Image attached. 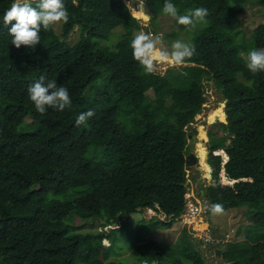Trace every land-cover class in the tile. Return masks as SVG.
I'll return each mask as SVG.
<instances>
[{"label": "trees", "instance_id": "1", "mask_svg": "<svg viewBox=\"0 0 264 264\" xmlns=\"http://www.w3.org/2000/svg\"><path fill=\"white\" fill-rule=\"evenodd\" d=\"M248 1L264 16V0H170L180 15L200 7L209 15L194 30L174 19L163 41L170 48L185 33L196 54L149 74L130 45L141 31L158 34L155 12L143 24L126 0H63L68 23L17 49L2 21L13 0H0V264H207L194 223L181 221L172 243L152 234L181 220L187 168L194 183L200 174L189 140L211 95L225 117L215 123L221 132L210 125L198 135L197 165L212 177L198 186L207 199L200 219L212 204L245 208L244 236L215 251L227 264H264V71L246 67L247 54L264 48V20L245 33ZM40 76L67 88L71 106L36 112L27 89ZM89 109L95 115L76 126Z\"/></svg>", "mask_w": 264, "mask_h": 264}, {"label": "clouds", "instance_id": "2", "mask_svg": "<svg viewBox=\"0 0 264 264\" xmlns=\"http://www.w3.org/2000/svg\"><path fill=\"white\" fill-rule=\"evenodd\" d=\"M126 6H130L129 0ZM138 6L140 8L139 14L150 19L144 12L145 0H139ZM162 11L188 30H194L198 24L206 22V17L209 15L208 9L203 7L190 10L188 14L180 15L177 7L170 0H164ZM2 21L4 26L11 24L8 35L12 37L10 43L14 47L19 49L24 46L27 49H34L40 44L41 31H54L57 26L68 23L69 14L63 0H13L11 6L4 12ZM162 44V35L153 36L143 31L137 33L131 41L133 59L142 66L146 73H153L156 63L180 66L196 54L194 45L181 40L173 41L170 49L162 47ZM246 61V67L252 74L264 71V48L250 51ZM27 91L30 101L39 114H45L48 109L63 111L71 106L68 89L58 86L55 80L45 83L44 76H40ZM221 107L223 112L224 101H222ZM94 115L92 109L81 112L75 120L76 126L85 125ZM196 144L194 142L197 149ZM196 149L195 154L197 153ZM204 172L208 174L205 170ZM147 211L150 214L154 213L151 209ZM210 211L213 215L222 214L223 206L212 204Z\"/></svg>", "mask_w": 264, "mask_h": 264}, {"label": "rangeland", "instance_id": "3", "mask_svg": "<svg viewBox=\"0 0 264 264\" xmlns=\"http://www.w3.org/2000/svg\"><path fill=\"white\" fill-rule=\"evenodd\" d=\"M156 0H151V2L149 3L148 6L145 5L144 7V12L147 16L150 17V13L149 12H155L157 19L154 22V27L156 26L157 28V32L156 35H161L162 33L165 32H170L172 29H176V22L174 20V18H172L171 16L165 14L162 11L163 6L162 5H158V3H156ZM126 3H128V0H126ZM139 4V0H129V5H130V9L132 14L139 18L141 20V22L143 24H146L148 22L149 19H146L144 15H137L134 11L135 8H137ZM246 10L245 12H243L241 14V21L243 22L241 25V28L243 30H245L246 34H249V30L254 27L256 24H258L259 22L264 20V16L262 14L261 11L258 10V4L252 3V2H246ZM139 8V6H138ZM140 10V8H139ZM77 26H75L74 30L69 34L68 38H66L67 42H74L77 39V35H75V31H76ZM56 32L60 31V25L56 27ZM114 31H121L120 27H116L114 29ZM155 36V35H153ZM177 39L184 41V42H188L189 41V37H186L185 33H179L177 35ZM159 47V46H158ZM162 47L165 48H169V45H167L164 41L162 44ZM156 63L155 65V71L160 72V73H164L165 70L171 66L169 63ZM164 66V67H163ZM179 67V66H176ZM213 92V89L208 87L207 90V94ZM148 94L152 95L153 91L152 89H149L147 91ZM218 97L211 95L209 96V99L206 101H203L202 103V110L201 112H199V114L197 115L198 120H196L195 122V127L197 129L196 132H192V138L189 141H192L193 146L189 149V154H192V161H191V165L193 166H199L200 167V174L195 175L196 177H202L204 174V166H201L200 164L197 165L198 163H200L199 158H200V154L196 153L195 154V146H194V142L198 143V135H201L200 132L203 133V135H206V129L211 125H214V130L213 131H217L218 133L221 132L220 131V127L219 124H215L217 121H223L225 115L221 113L220 109H216L214 111L215 108H218L219 106H222V101H218ZM214 111V112H213ZM213 112V113H212ZM211 114L213 116H211ZM28 119V118H27ZM201 129V131L199 130ZM204 135V136H205ZM206 137V136H205ZM204 163V162H203ZM205 164V163H204ZM207 183V182H206ZM73 193V192H71ZM140 211L132 214V219L136 220V219H140L141 217H149L148 211L147 210H143L139 213ZM202 215V214H201ZM249 214L248 212L245 210V208L243 207H231L226 211H223L222 214L219 215H207L205 218H203L202 220L199 219V221L197 222L198 225L196 226V224L194 223L193 225L191 224V226L197 227V228H202V229H208L211 232L215 233L217 232V234L220 233H225V232H230V229H233V232H230V240H235V239H241L244 234L245 231L247 229V226L250 224L249 223ZM135 218V219H134ZM187 219V218H186ZM191 219H189L190 221ZM185 222V221H183ZM90 224V223H88ZM98 227L100 228L98 222H95L94 224H90L89 226L86 225L84 228L87 227ZM185 225L182 224L181 221L176 220L172 226L168 229V228H162V229H158L155 232H153L152 237L156 238L158 240H161L163 242L166 243H172L174 241L177 240V238L179 237L180 231L183 229ZM186 226L190 227V223H187ZM190 232L192 233V231L190 230ZM119 236H122L121 233H119ZM235 236V238H234ZM107 239H103V243H107ZM227 243V242H225ZM225 243L216 245V246H206V245H201V243H198V246L200 247V251L206 256V261L207 264H227V261L222 260L221 257L217 254V252L215 250L219 249L220 251L223 250L224 248H226ZM129 252L125 249L121 250V255H128Z\"/></svg>", "mask_w": 264, "mask_h": 264}, {"label": "built area", "instance_id": "4", "mask_svg": "<svg viewBox=\"0 0 264 264\" xmlns=\"http://www.w3.org/2000/svg\"><path fill=\"white\" fill-rule=\"evenodd\" d=\"M196 167V166H195ZM192 167L190 166L187 168L186 171V190L188 193L187 200L185 203V209L184 212L180 215V221H185L183 223H195L196 226L198 225V221L203 215V211L205 208L204 202L207 201V199L200 195L198 190V184L204 183V182H210L212 180V177H209L208 174L204 172L202 177H196L195 183L192 180ZM200 181V182H199ZM226 182L232 183V181L226 180ZM202 214V215H201ZM187 218V219H186ZM189 219H191L189 221ZM201 220V219H200ZM230 232H233V229H230ZM230 232L215 234L211 232L208 229H201L198 232V240L201 243V245L206 246H216L225 242H228L230 240Z\"/></svg>", "mask_w": 264, "mask_h": 264}, {"label": "bare ground", "instance_id": "5", "mask_svg": "<svg viewBox=\"0 0 264 264\" xmlns=\"http://www.w3.org/2000/svg\"><path fill=\"white\" fill-rule=\"evenodd\" d=\"M188 63H189V62H188ZM163 64H164V63H163ZM166 64H167V63H166ZM166 64H165V65H166ZM163 67H164V66H163ZM220 107H221V106H219L218 108H215L214 111H215L216 109H220ZM214 111H213V112H214ZM213 112H212V113H213ZM198 153L200 154V158H199V160H202V159L204 158L205 152L203 151V149H202L201 146L198 147L197 154H198Z\"/></svg>", "mask_w": 264, "mask_h": 264}, {"label": "water", "instance_id": "6", "mask_svg": "<svg viewBox=\"0 0 264 264\" xmlns=\"http://www.w3.org/2000/svg\"><path fill=\"white\" fill-rule=\"evenodd\" d=\"M208 175H209V177H211V174L210 173H208Z\"/></svg>", "mask_w": 264, "mask_h": 264}]
</instances>
